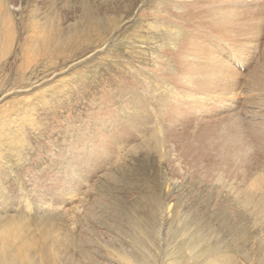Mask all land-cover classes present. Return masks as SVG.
<instances>
[{
	"label": "rangeland",
	"instance_id": "rangeland-1",
	"mask_svg": "<svg viewBox=\"0 0 264 264\" xmlns=\"http://www.w3.org/2000/svg\"><path fill=\"white\" fill-rule=\"evenodd\" d=\"M160 1L169 31L130 42L136 28L145 35L138 13ZM172 1L0 0V250L31 253L34 264H264V183L241 182L237 147L220 155L213 130L196 139L204 124L220 125L197 120L206 114L184 120L173 46L193 31ZM84 10L96 11L93 24L81 23ZM58 23L49 46L62 56L51 58L47 32ZM34 24L45 36L22 49L17 38ZM93 27L105 42L78 43ZM234 80L241 87L224 98L234 109L217 118L232 114L255 130L263 124L253 118L252 78ZM245 135L253 141L247 130L227 139Z\"/></svg>",
	"mask_w": 264,
	"mask_h": 264
},
{
	"label": "bare ground",
	"instance_id": "bare-ground-1",
	"mask_svg": "<svg viewBox=\"0 0 264 264\" xmlns=\"http://www.w3.org/2000/svg\"><path fill=\"white\" fill-rule=\"evenodd\" d=\"M162 4L163 1H160L156 5H150V7H148L149 9H147L146 11L138 13L139 18H142V20L146 22L141 26L139 25V27L142 28V31H145V35L139 33L140 30L136 28L133 30V34H130V42L134 41L133 39H135V41L139 39L141 42L143 40L144 43H150L153 42L157 37H154L155 34L159 33L163 37L166 35V32L169 31L168 26L165 25L167 23L163 22L165 26L162 28L159 24L161 23V20L163 21L169 17L170 12H168L167 14L163 12L164 9L162 7ZM172 5L176 6L179 10L178 12L174 13L175 17H180L188 23H191V30L193 31L192 36L185 37V40L187 41L184 44L183 41V45L179 46V48H177L175 45L173 46V57L181 62L179 67H177L176 69L177 72L175 73V79L176 81L177 79L184 80V82L175 83L176 88L179 89L181 97L182 95L186 96V99L182 98L181 102L184 105V110L186 111V113L184 114V120L187 122L195 121L196 118H194L193 116L197 117L199 115L206 114V118L199 117L197 120H208L207 122H205L206 124L220 125L222 131L217 130L215 125H212V128L210 129L209 126L206 127V125L204 124L201 133L196 136V139L204 140L206 136H209L210 138L212 135L206 133H211V130H213L214 133H217L216 135H218L220 140V143L218 142L220 145L219 148L221 149L220 155H222V151L226 147L229 149V151H231L230 146L232 148L237 147V150L231 152L235 153V155L238 156V161L240 163H243V165L247 167V170L245 169L246 172H244L245 174H243L244 176L241 177V182L248 183L252 186V188H256V186H259V184L264 183V21L262 19L264 18V12H262L263 15L260 14L262 8H264V0H173ZM132 8L133 7L131 5L127 9L132 10ZM150 8H152L153 11H151L152 9L150 10ZM86 12L87 11L84 10V15L82 16L83 19L81 23L85 22V25L93 24L91 15L96 11H91L92 13ZM128 14H130V12H128ZM53 24L55 23H52V25ZM39 26L40 25L34 24L31 26V29L28 30V35L22 37L17 36V41L22 49H25V46H28L30 44L29 42H34L36 39L40 40L45 36V32H43L44 35L41 36L42 32L41 27ZM23 27L27 28V26H25L24 24ZM61 27L62 24L58 23L57 26L51 27L50 32H47L48 46L52 44V42L50 44V41H54V38L62 32ZM111 28L110 30H108L110 35H112L116 31V26L112 29ZM92 29L94 30L93 33L91 32L92 34L87 33L86 29V31L79 36L80 39L78 43L81 42L80 44H82L81 39L83 38H85L87 41L104 43L105 41L102 37L103 34L100 35V31L95 27H93ZM10 30V32L6 33V37L8 39V48H12L15 43V36L17 35L14 32V36L12 28H10ZM2 34L5 33L2 32ZM114 38H116V36ZM48 46V57H55V53H57V55L62 54L58 46H54L53 48H51V46ZM64 48L66 49V47ZM80 48H83L82 45H80ZM258 48L260 49V55H253ZM146 51L148 52V50ZM146 51H144V56L148 59L147 54L145 53ZM127 52L128 54L133 56V53L135 51L127 50ZM140 54H142L141 51ZM141 56L142 55H140V57ZM254 56L258 58L254 60L252 67L249 68L248 71L245 70L246 72L243 71L242 73L236 68L237 65H241L244 63L246 65H251ZM43 59L44 58L38 60L37 64L41 65V61H45ZM26 61L27 63L24 62V64L29 65V60L27 59ZM157 70L159 69L157 68ZM238 76H250L252 78V81L248 84L252 85V87L257 92V95H255L253 98H256L259 101V108L253 115V118L259 119V122L263 125L258 124L255 130L253 125L244 127L241 121H239L238 123L237 119L231 116L232 114L223 115L222 118H217L218 115L220 116V114H223L221 110H226L227 112H229L234 109V106H231V103H228L224 98L236 93V91L241 87L239 80H237L236 83L234 80ZM180 85L182 87V91ZM103 101L108 102V98H103L101 102ZM261 102L263 103L262 105ZM213 112H215V115L212 114ZM208 115H212V117H208ZM175 123L176 122H173V124ZM246 130L248 133H251L254 136L253 141H251L245 135L242 137H237L236 139H234V141H231L229 143L230 140L227 138L234 137L238 133L242 131L245 132ZM174 131H171L170 133L168 132L169 134L166 135L173 136ZM182 132L183 130L180 131L179 135ZM225 134L227 135V137L225 136ZM211 141H213V139ZM233 142H237V146L235 145L236 143L234 144ZM254 142H256L257 144ZM256 146H258L259 152H253V150L256 149ZM216 147L218 146L216 145ZM253 157L255 161H253ZM223 161L224 167H227L228 162L226 164V160ZM230 167L231 166H228L225 171H227L230 176L235 177L236 173L238 172H236L235 169L230 170ZM6 246H8V244ZM6 249L3 250L1 248L0 250V264H34L28 261V257L32 256L31 253L23 255L24 253L22 251L20 252V249ZM214 263L217 264L218 262ZM177 264L182 263L177 262Z\"/></svg>",
	"mask_w": 264,
	"mask_h": 264
}]
</instances>
